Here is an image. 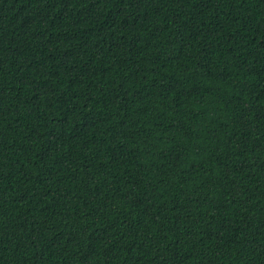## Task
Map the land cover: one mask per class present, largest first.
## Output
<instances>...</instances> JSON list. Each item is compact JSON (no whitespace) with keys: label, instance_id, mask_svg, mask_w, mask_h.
Here are the masks:
<instances>
[{"label":"trees","instance_id":"obj_1","mask_svg":"<svg viewBox=\"0 0 264 264\" xmlns=\"http://www.w3.org/2000/svg\"><path fill=\"white\" fill-rule=\"evenodd\" d=\"M0 264H264V0H0Z\"/></svg>","mask_w":264,"mask_h":264}]
</instances>
